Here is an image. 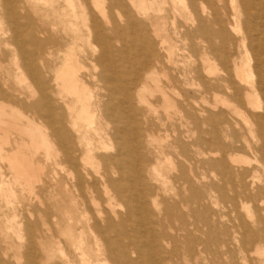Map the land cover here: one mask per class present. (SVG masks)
<instances>
[{
    "label": "bare ground",
    "instance_id": "obj_1",
    "mask_svg": "<svg viewBox=\"0 0 264 264\" xmlns=\"http://www.w3.org/2000/svg\"><path fill=\"white\" fill-rule=\"evenodd\" d=\"M144 1L63 0L54 5L52 0H0V76H6L2 66L12 64L17 84L29 91L20 98L22 90L3 82L5 76L0 80V215L5 224L0 229V264H19L22 258L25 264L47 263L44 254L36 263L37 239L45 237L40 222L51 224L55 213L42 206L35 190L50 189L58 195L59 172L65 168L64 188L75 193L72 203L79 210L67 221L79 230L72 250L81 264H235L236 256H242L240 264H249L247 258L255 254L264 264V209L256 214L253 200L262 193L259 200L264 205V0H226L230 20L221 15L222 0H153L173 11L181 9L184 25L178 23L179 31L186 41L190 36L199 40L195 45L204 49L202 72L192 71L197 100L177 89L172 71L164 68L168 57L156 62L168 80L166 85L161 82L162 96H175L178 111L194 125L187 142L178 145L183 160L176 163V175L169 177L181 184L177 202L159 197L160 188L149 184L159 177L153 153L149 168L137 151L144 147L140 130L133 132L140 114L133 95L136 87L132 90L127 78L133 68L127 65L128 56L118 57L117 49L109 47L106 34L113 29L126 43H150L153 60L154 44L158 40L163 47L166 39ZM114 10L118 22L109 18ZM174 23L171 33L176 35ZM69 29L74 41L83 37L79 50L83 45L91 53L80 60L71 44L50 76L42 64L43 46L60 45L58 36L66 39ZM230 33L241 37L243 48L246 41L253 43L256 55L252 66L248 47L241 64L231 69L235 80L223 63L218 68L215 62L225 56ZM97 46L101 48L96 57ZM67 96L71 103L65 101ZM63 106L72 118L73 132L66 128ZM229 116L241 119L239 126L251 142L236 140ZM206 122L211 125V141L198 134ZM220 125L252 158L238 152L239 147L229 153L227 140L217 135ZM211 142L218 150L204 149ZM38 152L57 166L49 182L44 181V164L33 160ZM86 227L90 242L83 232ZM25 236V250L8 253L10 241L22 242Z\"/></svg>",
    "mask_w": 264,
    "mask_h": 264
},
{
    "label": "rangeland",
    "instance_id": "obj_2",
    "mask_svg": "<svg viewBox=\"0 0 264 264\" xmlns=\"http://www.w3.org/2000/svg\"><path fill=\"white\" fill-rule=\"evenodd\" d=\"M53 1H56V3H58L59 5L63 4V0H52V4H54ZM143 4L148 9L151 19H154L160 23V28L163 30L161 31L160 34H162V36L165 37L166 39V43L164 44L163 47L159 46L158 40L156 44H154L153 50L156 51V56L153 57V60L149 59L150 58L149 55H155L150 53V50L148 49V44L150 43L146 44V42H142L140 44V42H138L137 39L136 42L134 39H132L126 43L125 40L121 39V36L119 35L117 36L114 34L113 29L107 30L106 34L107 36H109L108 39L109 47L111 49H117L116 53L119 52L118 57L128 56L129 61L127 65L128 66L130 65L133 68L132 71L129 69L130 72L127 78L128 81L130 82L129 86L131 87V89L134 90L133 87H136L133 95L135 96V101H136L135 106L137 107L138 112L140 113L137 116V122H136L137 125L136 126L133 125V127L134 126L136 127V129L134 127L133 132L134 130H140L139 141L142 142L144 147L142 150L137 149V151L139 153L141 152L142 156L146 158L145 164L149 168H151L150 166V159L152 158L151 152L153 153L155 157L154 159H156L154 162V168L156 169V172L159 177V180H150L149 184L160 188L159 197L163 196L164 198L170 200L171 202H177L180 199L177 193L178 191L177 186H181V184L178 183L177 181L173 182L172 180L169 179V177L171 176L173 178L176 175L177 173L176 163L178 161L183 160V156H180L179 154L180 149L178 145L180 142H187V140L189 139L187 137L190 136V129H192L194 125H192L191 121L188 123L187 120H185V118L183 117V112L178 111L177 108L178 100L177 98H175V96L173 100H167L165 97L162 96L161 82H163V84L166 85L168 84V80H166L165 76H163V73L159 70V65L157 66L156 62L158 60L162 61V58L166 60L165 57H168V61L164 63V68L165 70L167 69L172 71L173 78L178 82L177 84L179 88L177 89L180 91L182 95H184L185 98L190 97V99L192 100H197L198 93H196L195 88L192 87V82L195 81L193 80L194 75L192 71L193 69H198L200 72H202L203 65L201 64L200 57L202 56L204 49H202L201 46L197 47L195 45L196 41H198L197 43H199V40L195 41L196 38L190 36L187 39L188 41H186L185 40L186 37L181 33V31H179L180 29L177 27L178 23L180 22V24H183L184 22L183 19L184 12L181 11V9H178V11L177 10L173 11V8H171L170 5L161 4L160 2L157 1L155 2L153 0H146L143 2ZM227 5L228 2H226V0H222L219 10L221 11V15L222 16L224 15L223 16L224 18L225 16L226 17L228 16L229 19L232 15V12L230 7H228L229 5L228 6ZM161 8L162 10H158ZM196 9L198 10V6ZM109 18L118 22L119 17L117 10L112 11V15H109ZM173 20H175L173 26L177 28L176 35L171 33L172 29L174 28L171 25ZM99 21H100V26L103 28L104 27L103 21H101V19ZM224 22H227V20L224 19ZM224 24L227 25V23ZM225 27L228 30V26ZM57 34L59 35L60 33ZM81 34H83V32H81ZM230 34L231 37L228 40H226V45H225V48L227 50H224L222 52L223 55L225 56H223L222 60L215 61L216 63L218 62V64H216L215 62L214 64H216V66L219 68L222 66V64L220 65L219 63L220 62L223 63V66H225V71L229 72L231 79L235 80V78L232 77L231 69L235 70V67L241 64L240 61L243 55L245 54V52L246 51L248 52L250 49L248 53H249V57H251L249 59L251 61L250 63L252 64V66L255 65L254 63H255L256 55L254 52V48L252 47V45H254L253 43L251 45L250 41H246L245 44L246 46L243 48L241 37L233 33ZM80 37L81 40H77V42L74 41L73 33L71 29H69V31L67 32L66 39H63L62 37L58 36L61 42L60 45L43 46L42 49L43 51L41 52L42 53L41 57L43 61L42 64H43V68H45L49 72L50 76L54 75L55 71L62 63L64 54L66 53L67 48L71 44L74 45V52H76L80 60L87 59V56L91 52L89 49H85L83 45L79 50L78 46L83 44L82 41L83 37L82 36ZM124 39L127 38L124 37ZM123 41L125 42L123 43ZM213 41L215 44L217 43V40H213ZM151 43L153 45L154 42L152 41ZM248 43H250V45ZM122 44L123 46H121ZM100 48H101L100 46H97V49L95 51L96 57L99 55ZM250 52L251 53L253 52L252 53L253 56L251 55ZM209 56L212 57L210 53ZM225 60H226V64H225ZM192 61H194L195 64H193L194 62ZM2 67H4L5 69L3 73L6 74V76L3 75L5 76L3 82H7L8 84H11L13 88H15L16 90H22L23 93L20 95V98H24L25 96L27 97L29 91L25 87V85L17 84V81L15 79L17 70L14 69V66L12 64H5ZM3 76L2 77L0 76V80L1 78H3ZM137 79H141V82L138 83L136 81ZM159 79L162 81H160ZM15 94L17 95L16 91ZM208 96L209 98H211L212 94L208 92ZM64 99L66 102L71 103L70 101L71 99L68 96L64 97ZM62 113L64 114L66 120V128L70 129L73 132V129H71V124H70L71 123L70 121L72 119L70 118V113L65 111V107ZM6 119L8 120L9 117L6 116ZM239 121H241V119L238 117L237 120L236 116H233L230 119L231 124H233L235 127L234 130L236 131L235 134L236 140L237 139L241 140L243 138H246L251 142L250 136L245 132V129L240 128L239 124L242 125L241 123L242 121L241 122ZM210 129H211V125H209V122H206V124H200V126L198 127V134L201 135V137L205 140L209 136V140H210L212 139ZM217 135L220 139L222 138L227 140L226 144L229 153L234 152L233 151L234 147H239L238 152L242 154L246 153L244 155H247L252 158L251 156L252 153L248 152L247 150H244L243 147L240 148L241 145L240 142L237 141L239 144L237 142L235 143L232 134H230L229 130L223 125L219 126V130H217ZM133 137H134V133H133ZM203 147L206 150L208 149H211V151L218 150L217 147L212 144V142L211 145L207 144L206 146ZM188 149L191 150L190 147H188ZM33 160H35L36 162L39 161L40 163L44 164L45 166L44 174H43L44 181H48V182L51 181V176H52L51 174L54 171V169H57V166L52 162L45 160L41 152H38V154L34 156ZM65 170L66 168L63 169L61 172H59V175L61 176L60 178L61 182L59 184L60 192L58 195L49 188H48L49 191L48 190L43 191L40 190L39 188H36L35 190L39 198L43 201L42 206L48 208L50 214L55 213L53 217L50 216L49 218L51 224L48 225L44 221L40 222L42 230L45 232L44 235L45 237L37 239L39 243L38 245L39 254H38V258L36 259V263L41 260L40 256L44 254L45 258L47 259L46 264H81V261L77 253H75V251L72 250V242L75 238H78L79 230L75 227L74 223L72 222L69 223L67 221L70 215L77 217L79 210H77L72 203L73 202L72 199L75 193L72 192V190H70V192H67L64 188L65 183H68V180L65 175L66 174ZM17 196L18 198L22 197V195H20L19 192H17ZM262 196H263L262 193H258L253 198L254 204L256 206L255 208L256 214L263 213L262 209H264V205H260V200H259L262 198ZM34 206L36 207L35 203ZM187 210L188 209L183 204L181 207V211L185 213L187 212ZM20 213L23 214V216L26 215V209L24 208V210L21 211ZM35 217L38 218L37 215H35ZM2 218L3 217L0 215V229H3L5 227ZM83 232L84 235H86L85 239L87 238L86 240L90 242L91 238L87 227L83 229ZM23 233L25 232L23 231ZM0 245L3 246L4 243L0 242ZM26 245H27L26 236L22 242H17L14 241V239H12L10 241V249L8 253H11L12 251H16V252L24 251ZM60 248L67 255L65 258L62 256L61 252L59 251ZM93 252L91 253L93 254ZM241 257L242 256L240 257L236 256L234 263L240 264ZM247 260L249 264H262L261 258L257 254L248 257ZM19 264H25V260L22 258Z\"/></svg>",
    "mask_w": 264,
    "mask_h": 264
}]
</instances>
